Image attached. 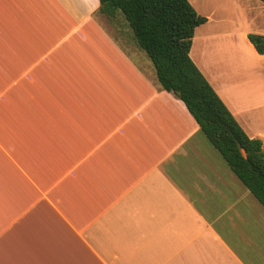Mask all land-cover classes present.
<instances>
[{
	"label": "crops",
	"instance_id": "obj_1",
	"mask_svg": "<svg viewBox=\"0 0 264 264\" xmlns=\"http://www.w3.org/2000/svg\"><path fill=\"white\" fill-rule=\"evenodd\" d=\"M188 1L206 17L190 58L264 143L247 36H264V2ZM118 16L0 0V264H264V207Z\"/></svg>",
	"mask_w": 264,
	"mask_h": 264
},
{
	"label": "trees",
	"instance_id": "obj_2",
	"mask_svg": "<svg viewBox=\"0 0 264 264\" xmlns=\"http://www.w3.org/2000/svg\"><path fill=\"white\" fill-rule=\"evenodd\" d=\"M99 11L109 19L122 13L160 87L183 101L210 144L264 207V143L248 136L189 56L194 30L206 17L188 0H99ZM247 36L264 55V36Z\"/></svg>",
	"mask_w": 264,
	"mask_h": 264
},
{
	"label": "rangeland",
	"instance_id": "obj_3",
	"mask_svg": "<svg viewBox=\"0 0 264 264\" xmlns=\"http://www.w3.org/2000/svg\"><path fill=\"white\" fill-rule=\"evenodd\" d=\"M118 15H119V16L117 17V22H118L119 26L122 27V25H124V27L127 29V32L133 37L132 32H131V29L129 28V26H128L126 20L124 19L123 15H122V13H121L120 11L118 12ZM133 39H134V38H133ZM138 49L140 50V52H141L145 57H147L146 53H145L143 50H141L140 48H138Z\"/></svg>",
	"mask_w": 264,
	"mask_h": 264
}]
</instances>
